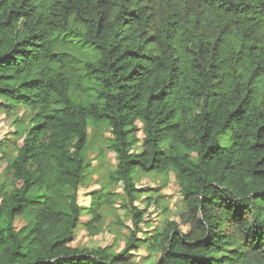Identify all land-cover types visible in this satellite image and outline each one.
<instances>
[{
    "label": "trees",
    "instance_id": "obj_1",
    "mask_svg": "<svg viewBox=\"0 0 264 264\" xmlns=\"http://www.w3.org/2000/svg\"><path fill=\"white\" fill-rule=\"evenodd\" d=\"M73 43L96 52L85 79L59 49ZM20 109L17 153L1 145L0 264H140L142 245L159 254L147 264H264V0H0V110ZM90 130L110 132L117 165L87 227L122 187L121 251L71 245ZM136 168L173 170L188 231L169 219L144 230L161 195L137 204Z\"/></svg>",
    "mask_w": 264,
    "mask_h": 264
},
{
    "label": "rangeland",
    "instance_id": "obj_2",
    "mask_svg": "<svg viewBox=\"0 0 264 264\" xmlns=\"http://www.w3.org/2000/svg\"><path fill=\"white\" fill-rule=\"evenodd\" d=\"M60 50H67L72 52L79 61L76 62L79 74L81 77H85V63L88 61L96 60V52L90 47L79 48L75 43L69 44L67 48H59ZM85 85H89L85 82ZM89 87V86H87ZM88 100H94L95 94L89 89L83 93ZM74 99H78L77 93L72 94ZM24 109H20L18 113L8 115L5 111L0 110V185L5 180L4 175V158L2 157V147L10 154L15 155L16 148L22 143L20 139V133L16 132L17 127L24 129L29 126V116L31 111H27V116L23 117ZM23 117V118H22ZM23 119V121H21ZM137 136L140 140L144 134L141 129L142 124L138 123ZM111 137L109 131H105L95 134L93 130H90L87 161L89 167L87 168L83 182L79 189V203L83 208L82 224L79 226L76 232V238L71 243L78 249H95L98 247H106L110 251H121L129 237V227L132 226L130 213L122 206L125 202V195L122 191V187L110 186L109 190L114 200L112 205L105 204L101 212L103 219L96 224L92 225V228H88L87 222L90 221L91 216L86 214L85 211L91 206L92 197L95 192L100 191L102 185L108 181V174L116 169L117 158L114 151L106 150V139ZM142 143L140 142L136 149L142 150ZM134 178L138 187H143L145 190L140 193L141 199L137 204L141 208H145L142 202L144 197H161L157 198L158 202L151 204L145 214L146 224L144 230L147 233H152L156 227H160L166 220H177L180 222L184 231H188L189 227L181 222L180 211L184 209V202L178 182L173 170L165 171H144L140 168H136ZM160 189V190H156ZM68 205V203H67ZM26 225V222L22 218H18L16 226L21 229ZM142 232L139 233L141 235ZM159 254H150L146 246L142 245L139 249L133 250L130 254V258L139 262L140 264H147L151 261L157 260ZM149 258V260H147Z\"/></svg>",
    "mask_w": 264,
    "mask_h": 264
}]
</instances>
